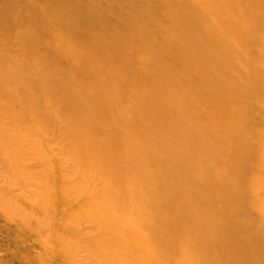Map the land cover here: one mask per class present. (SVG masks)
Instances as JSON below:
<instances>
[{"label": "bare ground", "instance_id": "obj_1", "mask_svg": "<svg viewBox=\"0 0 264 264\" xmlns=\"http://www.w3.org/2000/svg\"><path fill=\"white\" fill-rule=\"evenodd\" d=\"M217 1L231 11L233 19L211 12L210 6L207 16L212 19L203 22L200 19L205 15L191 7L189 21L214 29L201 42H189L188 50L180 53L181 58L202 60L203 69L198 72L210 73L209 81L198 75L174 79L171 100L161 92L159 103L148 100L139 104L126 102L123 89L104 90L101 86L94 88L99 94L89 89L90 94L66 99L72 87L53 83L55 75L47 56L30 52L33 42L23 31L11 34L13 22L7 13L21 10L18 6L6 8L0 0V52L16 53L14 57L0 54V179L7 186L19 174L22 184L15 187L22 191L32 187L22 200L30 208L27 212L34 227L47 231V238L45 232L41 235L53 242L55 255L50 260L63 255V247H59L69 241L82 250L81 245L74 246L83 239L89 244L84 243L85 247H92L93 260L90 254L86 257L91 264H264V117H256L252 107L245 105L250 97L264 105V85L244 97L238 79L228 71L212 70L216 55L222 52L216 44L220 28L234 37L233 45H223L231 50L226 58L231 69L249 66L256 71L250 58L254 65H264V0ZM15 22L22 24L18 19ZM184 26H177L187 34L179 42L202 36L200 29L187 32ZM7 33L11 39L4 43L2 34ZM232 52L240 55L239 61H234ZM196 64L192 61L189 68ZM258 74L264 77V71ZM214 83L223 84L226 90L212 87ZM209 97H213L214 107L212 101L194 105L195 100ZM168 100L172 106H163ZM240 106L245 110L234 112ZM260 111L264 113L262 107ZM68 125L76 136L86 132L87 137H80L79 142L86 148V156L68 151ZM252 137L261 140L257 145L261 143L262 154L260 151L256 159L241 153ZM106 148L111 154L98 156ZM69 160L74 166L72 182L68 180ZM26 175L29 181L24 182L22 176ZM84 176L90 180H83ZM228 177H236L242 184L232 186L226 183ZM68 187L73 188V200L67 196ZM5 195L0 201L2 196L9 198ZM10 207L8 223L15 224L12 211L17 208ZM0 217H4L3 211ZM26 221L18 223L23 227ZM60 231L76 233L73 237L77 242L81 238L80 243L61 237ZM35 244L44 247L41 242ZM75 256L72 252V259ZM60 260L57 264L69 261Z\"/></svg>", "mask_w": 264, "mask_h": 264}, {"label": "rangeland", "instance_id": "obj_2", "mask_svg": "<svg viewBox=\"0 0 264 264\" xmlns=\"http://www.w3.org/2000/svg\"><path fill=\"white\" fill-rule=\"evenodd\" d=\"M216 2L218 1L4 0L3 3L6 8L18 6L21 10L20 12L16 10L7 13L8 20L13 22V31L11 34L23 31L24 36L30 42H33L30 52L39 57L45 58L47 56L49 69L50 71H53V74L55 75L53 76L55 78L53 83L62 84V82H64L71 85L72 90L66 92V99L71 97H83V95L90 94V90L96 91L94 88H99V86H101L104 90L113 89L114 91H118L123 89L126 102H139L140 104L144 102L146 103L148 100L150 103H159L161 92L167 93V96L169 97L168 99L171 100V97H173L171 85L176 81H174V79L183 81L186 79L184 76L189 75L190 77L191 75H198L201 80L206 79L209 81L210 73L202 71L200 74V72H198L203 69L201 65L202 60L186 56L181 58V54L188 50L189 42L199 43L202 41L203 37H209L213 33V25L203 23L212 19L207 16L210 13V6L213 8L211 12L216 11L217 14L231 18L234 17L231 15L232 13L229 9L223 8ZM201 5H203V7H201ZM191 7L200 10L201 15H205L200 19L203 22L189 21L191 15L187 14V10L190 11ZM28 10H33V13L32 11L29 13L26 12ZM185 12L187 15L184 14V16H182L181 13ZM247 12L249 13V11ZM17 19L21 21L22 24L16 23L15 20ZM3 24L5 25V22H3ZM178 25H185L184 30L186 31L187 29V32L198 28L200 29L202 36H194L189 41L179 42V39H185L187 34L182 30H177ZM219 32L220 33L217 34L218 42L216 44L222 47V52L219 55H216V62L213 64L212 70L228 71L232 77L238 79L241 84L239 93L244 97L250 95L252 91L260 90L259 88H262L264 85V77L258 73L264 71V65L260 63L254 65V59L248 58V62L256 71L250 70L249 66L231 69L229 66L230 63L226 59L227 55H230L231 50H228V48L225 49L223 45H233L234 37L230 35L229 32H226L225 29L220 28ZM11 34H2L4 43L10 41ZM259 34H262V32H259ZM23 49L26 50L25 47ZM207 52L208 55H211L209 51ZM254 52L257 54V50H254ZM12 53L13 51L7 49L0 52L2 56L14 57L13 55H16V53ZM172 54H177L179 58L176 56L174 57ZM166 55H169V57H166ZM233 57L234 61H239L240 55L233 54ZM251 59L253 61H251ZM173 60L174 62H172ZM194 60L197 64L193 68H189V65ZM170 64L172 66H170ZM156 66H159L160 68L157 69ZM212 87L226 90V87L221 83H214L212 84ZM180 88H182L181 90L183 91L186 90L185 85L180 86ZM228 89L231 90V87H228ZM81 92L83 94H81ZM96 92L99 94L98 91ZM177 92L180 91L177 90ZM212 99L213 97L201 101L195 100L196 102L194 105L199 106L202 103L209 105ZM81 102L84 103L85 101L81 99ZM191 102L192 101H190V103ZM212 102L211 106L214 107L216 104L214 101ZM169 104L172 106V102L168 100L167 103H163L162 105L169 107ZM79 105L81 104H78V106ZM245 105L248 108L252 107V111H254L256 117H264V113H261L260 111L261 107L264 110V105L258 103V100L250 97L248 103ZM68 106L71 105L68 104ZM192 107L193 105H190L187 108L190 110ZM241 108L245 110V108L241 106L238 107V109L233 110L234 112H240ZM181 109L183 108H180V110ZM92 112L95 113V111ZM172 112H174V108H172ZM74 133L75 130L72 127L69 125L68 128L65 127V134L71 139L67 144L68 151L71 155L86 156V154H83L88 153L86 152V148L79 144L80 137H87L85 134L86 132L83 133L85 136H76ZM89 138L92 141L97 139L92 137ZM261 138V140H264V133ZM258 140L260 139L252 137L251 142L241 150V153L254 156V159H256L260 151L262 154L261 143L257 145ZM84 142L87 143L89 141L85 139ZM111 152L110 148H106L103 149L98 156H107L111 154ZM67 165L70 172L68 180L69 182H72L74 179L72 175L74 166L71 163V160L67 162ZM103 171L106 172V168H104ZM27 178V175L22 176L24 182L29 181ZM228 178L229 179L226 183L232 186L242 184L236 177ZM85 179L86 177L84 176L83 180ZM89 180L90 179H86V181ZM17 181H20L19 174L18 179H15V183H11L10 185L5 186L3 181H0V192H2L0 197L4 194L9 196V198H3L2 196L0 201V206L2 205L4 208L2 209L0 207V211L4 212V217H0V228L4 227L3 230H5L3 231L0 229V264H57V262L61 263L60 257H64L65 261L69 259V261H66L67 264H75L79 259L81 261L79 263L85 264L88 261L89 264H91L90 261L93 260L92 247L91 250L85 247L84 243H86V241L81 238V241L79 239L81 244H77L74 247L81 245L83 247L82 250H78L77 248L79 247L73 248L72 246L74 243L69 241L68 243L70 246H68V243L66 245L63 243L59 247H63L64 250L61 249L63 255L50 260V256L55 252H52V250H54L52 245L53 242L49 243L46 240L48 236L47 231L45 232L42 230V232L39 230L42 228L34 227V223L32 222L33 217H30V212H27L30 208H28L22 200L23 197L32 190V187L24 189V191H22L20 187V190H18L17 188L22 182ZM11 191L13 194H7ZM25 192L28 193L26 194ZM72 192L73 188L68 187L66 192L67 196L73 200L74 193ZM14 196H16V199ZM83 197L85 198L86 195ZM12 200H16L15 202L18 201L16 205L19 207H15V202L13 204ZM3 201L9 205L6 206V204H3ZM10 203L14 206L12 209L17 208L12 211L16 218L15 224L8 223L7 215L11 208ZM23 212H26L27 214H24ZM22 214L23 217L25 215V218H22ZM25 219L27 221L24 226L26 225L28 227L20 226L18 222L23 223ZM35 232H39L38 236L35 235ZM41 232H45L46 238L44 234L41 235ZM57 233L61 237L69 236V238H73L72 241H74L77 236L74 232L67 233V231H64L61 233L60 231ZM31 239L34 240L29 243ZM43 240L48 242V245L46 246L47 249L43 245ZM36 241L37 243L41 242L44 247H41V244L36 245ZM79 241L76 242L80 243ZM26 242L27 244L24 245L23 243ZM87 244L88 243L85 245L87 246ZM85 248L88 250L83 251ZM76 249L78 251L77 254L73 251H76ZM47 252L48 257L46 255ZM72 252L74 256L76 255L75 257L78 258L77 261H75V257V260L72 259ZM41 253L42 256H40ZM69 254H71L70 257ZM80 254H82V257L86 256L82 258L80 257ZM89 254L91 260H87L86 258L89 257ZM85 258L86 260H84Z\"/></svg>", "mask_w": 264, "mask_h": 264}]
</instances>
